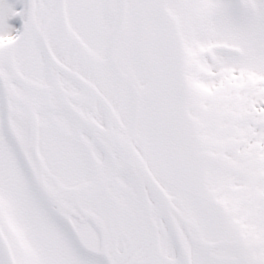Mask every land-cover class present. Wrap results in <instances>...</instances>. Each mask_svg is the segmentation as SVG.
Here are the masks:
<instances>
[{"label":"snow or ice","instance_id":"snow-or-ice-1","mask_svg":"<svg viewBox=\"0 0 264 264\" xmlns=\"http://www.w3.org/2000/svg\"><path fill=\"white\" fill-rule=\"evenodd\" d=\"M0 264H264V0H0Z\"/></svg>","mask_w":264,"mask_h":264}]
</instances>
